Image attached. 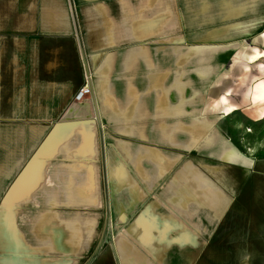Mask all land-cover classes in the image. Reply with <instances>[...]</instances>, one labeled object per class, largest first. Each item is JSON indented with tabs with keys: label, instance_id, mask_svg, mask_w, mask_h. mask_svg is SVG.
I'll return each instance as SVG.
<instances>
[{
	"label": "crops",
	"instance_id": "0c3cea01",
	"mask_svg": "<svg viewBox=\"0 0 264 264\" xmlns=\"http://www.w3.org/2000/svg\"><path fill=\"white\" fill-rule=\"evenodd\" d=\"M208 251L264 264V0H0V264Z\"/></svg>",
	"mask_w": 264,
	"mask_h": 264
},
{
	"label": "rangeland",
	"instance_id": "374dc122",
	"mask_svg": "<svg viewBox=\"0 0 264 264\" xmlns=\"http://www.w3.org/2000/svg\"><path fill=\"white\" fill-rule=\"evenodd\" d=\"M178 100H179V98H174V99H172V101H173V104L175 103V104H177L178 103ZM200 104V106H197V105H195L194 107H206L207 106V104H205L204 103V106L201 104V103H199ZM179 106V105H178ZM175 107V106H174ZM157 108H158V106H157ZM107 182H106V185L105 186H107ZM107 189L109 188L108 186L106 187ZM107 199L109 200V198L107 197ZM101 248L102 247H98V248H96V250H97V252H100L101 251ZM210 250H211V248H210ZM220 259H221V256H218V255H216V254H212L210 251H208V252H206L198 261H197V263L196 264H212V263H214V264H220Z\"/></svg>",
	"mask_w": 264,
	"mask_h": 264
},
{
	"label": "built area",
	"instance_id": "2783aa9c",
	"mask_svg": "<svg viewBox=\"0 0 264 264\" xmlns=\"http://www.w3.org/2000/svg\"><path fill=\"white\" fill-rule=\"evenodd\" d=\"M92 94L91 88L88 84H85L83 87H81L78 90V93L75 97V100L78 102L80 100H83L85 96H90Z\"/></svg>",
	"mask_w": 264,
	"mask_h": 264
},
{
	"label": "bare ground",
	"instance_id": "6f19581e",
	"mask_svg": "<svg viewBox=\"0 0 264 264\" xmlns=\"http://www.w3.org/2000/svg\"><path fill=\"white\" fill-rule=\"evenodd\" d=\"M156 112V111H155ZM154 114V113H153ZM116 116V115H115ZM117 117V116H116ZM123 120V119H122ZM142 132V131H141ZM137 133V132H136ZM138 133H140V130H139V132Z\"/></svg>",
	"mask_w": 264,
	"mask_h": 264
}]
</instances>
